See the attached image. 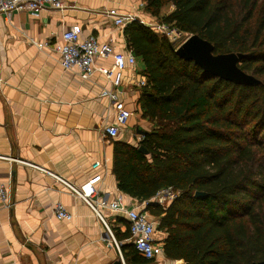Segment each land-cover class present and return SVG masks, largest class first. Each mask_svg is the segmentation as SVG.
Here are the masks:
<instances>
[{
  "label": "crops",
  "instance_id": "crops-1",
  "mask_svg": "<svg viewBox=\"0 0 264 264\" xmlns=\"http://www.w3.org/2000/svg\"><path fill=\"white\" fill-rule=\"evenodd\" d=\"M62 2L63 11L47 6L38 16L0 14V182L9 189L12 205L0 202V264H140L128 216L100 211L117 248L91 207L51 173L76 187L92 181L102 200L122 199L127 207L147 213L163 248L148 264H184L165 255L166 232L158 228L160 218L147 210L148 204H158L156 196L146 201L131 197L119 188L115 172L117 146L140 150L152 129L140 105L141 83L146 82L142 62L137 59L123 72L117 91L132 116L118 137L110 138L105 127L115 122V110L104 92L112 90V83L99 71L83 80L77 70H65L55 51L64 44L63 33L80 26L82 39L94 36L99 44L111 43L127 55L131 51L125 26L116 27L107 12L115 9L145 22L155 20L145 13L143 0ZM34 42L48 46L39 48ZM113 64L112 56L95 63L105 68ZM96 163L100 167L94 169ZM175 199L159 205L166 209ZM56 204L65 206L72 221L56 218Z\"/></svg>",
  "mask_w": 264,
  "mask_h": 264
},
{
  "label": "trees",
  "instance_id": "trees-1",
  "mask_svg": "<svg viewBox=\"0 0 264 264\" xmlns=\"http://www.w3.org/2000/svg\"><path fill=\"white\" fill-rule=\"evenodd\" d=\"M144 11L214 54H240L256 85L237 84L181 58L172 41L137 21L124 34L142 62V116L152 129L139 146H117L121 191L140 201L173 188L164 209L148 204L166 232L164 252L184 264L264 261V0H143ZM170 7L173 10L168 13ZM204 196L196 197V193ZM140 264L152 261L135 249Z\"/></svg>",
  "mask_w": 264,
  "mask_h": 264
},
{
  "label": "built area",
  "instance_id": "built-area-1",
  "mask_svg": "<svg viewBox=\"0 0 264 264\" xmlns=\"http://www.w3.org/2000/svg\"><path fill=\"white\" fill-rule=\"evenodd\" d=\"M50 7L54 10L63 11L65 5L62 0H0V14L10 17L16 12H29L32 15L38 16L45 7ZM144 6V4L142 5ZM107 16L114 21V25L118 28L124 27L134 21L142 25L148 26L161 36H165L174 42L177 35H180L176 28L162 24L156 21L145 22L140 17L134 14L121 15L115 9L107 12ZM82 28L74 26L63 33L64 44L55 48L60 54L61 64L65 70H77L83 80H89L99 71L109 82L112 83V90L105 91L104 96H107L111 105L115 110V122L105 127L106 134L110 138L118 137L121 128L126 126L132 113L128 111L120 99L117 91L123 83V72L127 69L128 64L135 66L137 59L130 52L127 55L115 50L111 43L99 44L94 36L82 39ZM39 48L47 47L48 44H38ZM114 58V64L110 68L96 67L97 60H106L109 57ZM146 82H142L144 86ZM34 167L37 170L46 172L42 167L33 164L25 163ZM100 167V163H96L93 168ZM50 173V172H49ZM51 175L59 182L64 184L70 192L80 198L95 212L96 216L105 224L108 229V234L119 248L112 231L106 224L101 209L109 210L114 213H122L128 216L130 221L131 240L137 252L146 260L153 261L159 254L163 252V248L157 244L155 239L156 226L148 217L147 213L139 212L136 209H131L125 205L122 199L106 202L99 196V190L89 182L81 187H76L66 181L64 178L55 174ZM177 193L173 188H167L160 191L156 195L158 204H163L167 200H173ZM0 202L7 207H11L9 189L0 182ZM54 212L58 220L72 221L73 215L61 204H56Z\"/></svg>",
  "mask_w": 264,
  "mask_h": 264
},
{
  "label": "water",
  "instance_id": "water-1",
  "mask_svg": "<svg viewBox=\"0 0 264 264\" xmlns=\"http://www.w3.org/2000/svg\"><path fill=\"white\" fill-rule=\"evenodd\" d=\"M176 53L185 60L195 62L205 72L213 76L237 84L256 85L258 83L255 77L245 73L239 67L242 55L235 53L216 55L214 54L213 45L197 35H192L176 50ZM141 133L145 134V132ZM140 151L148 154L143 146H141ZM201 196H204V194L196 193V197ZM255 264H264V261Z\"/></svg>",
  "mask_w": 264,
  "mask_h": 264
},
{
  "label": "rangeland",
  "instance_id": "rangeland-1",
  "mask_svg": "<svg viewBox=\"0 0 264 264\" xmlns=\"http://www.w3.org/2000/svg\"><path fill=\"white\" fill-rule=\"evenodd\" d=\"M158 22V21H156ZM180 35H177L176 38L174 39V42L172 41L175 49L177 50L180 48L192 35L188 33H181L179 32Z\"/></svg>",
  "mask_w": 264,
  "mask_h": 264
}]
</instances>
